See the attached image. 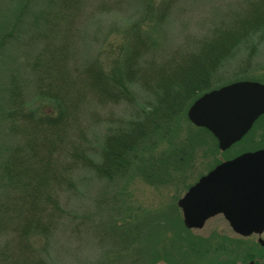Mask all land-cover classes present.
<instances>
[{
	"label": "rangeland",
	"instance_id": "1",
	"mask_svg": "<svg viewBox=\"0 0 264 264\" xmlns=\"http://www.w3.org/2000/svg\"><path fill=\"white\" fill-rule=\"evenodd\" d=\"M136 35L144 38L143 64L127 81ZM223 41L235 47L212 77L174 76L175 65L194 67ZM57 48L69 58L60 74L45 69ZM88 66L130 95L101 103L92 78H79ZM195 76L210 77L209 91L264 84V0H0V264H226L233 256H262L264 264L259 237H239L223 216L202 230L184 227L177 204L200 177L264 149V117L222 153L210 131L193 125L195 100L175 102L172 89ZM160 81L164 90L155 92ZM157 96L177 113L176 137H148L160 141L141 155L143 166L100 177L90 164L102 163L108 137L131 133L151 109L159 113ZM60 116L58 130L47 124ZM52 143L63 153L48 156ZM176 156L188 161L175 169Z\"/></svg>",
	"mask_w": 264,
	"mask_h": 264
},
{
	"label": "water",
	"instance_id": "2",
	"mask_svg": "<svg viewBox=\"0 0 264 264\" xmlns=\"http://www.w3.org/2000/svg\"><path fill=\"white\" fill-rule=\"evenodd\" d=\"M263 115L264 84L253 81L208 92L188 112L194 125L207 128L218 139L222 151L241 141ZM178 206L188 229H202L209 219L223 215L235 233L262 235L264 149L221 163L193 185Z\"/></svg>",
	"mask_w": 264,
	"mask_h": 264
},
{
	"label": "trees",
	"instance_id": "3",
	"mask_svg": "<svg viewBox=\"0 0 264 264\" xmlns=\"http://www.w3.org/2000/svg\"><path fill=\"white\" fill-rule=\"evenodd\" d=\"M74 21L75 20L68 22L70 28H71V22ZM66 33H69V35L71 36V31ZM135 38L137 40L133 44H131L130 55L128 56L125 62L126 72L124 71V73L126 74L124 75V78L127 81L128 80L134 81L133 78L135 74L132 73V71L134 70L133 72H135V70H140V67L143 64V55L145 48L142 47L143 45L142 42L144 41V38H142L141 36H139L138 38V35H136ZM234 47L235 44L233 42L223 41L220 44H215L213 46V48H215L214 50H208L204 54L206 56V59L198 60V62L200 63H197V65H195L194 67H192L193 65H189L190 61L175 65L172 68V71L175 72L174 76H180V75L183 76L187 73L195 72L197 73L196 74L197 77H201L203 73H206L207 75L212 77L214 70L216 71L217 67L220 66L219 61L222 58H224L227 54L232 52ZM55 51L56 53L54 56L51 57L50 59L51 61H47L48 64L46 65L45 69L54 70L56 71V73L59 74L65 70L69 71L68 70L69 68H67L68 67L67 61L69 59L67 56L68 51L66 50L64 51V48H57ZM64 52L65 54H62ZM78 72H79V78H81L83 81H87L89 78H92L91 90L94 93V95L98 97L101 103H105V102L118 103L120 100L126 99V97L130 95L129 93L122 91V89L112 81L111 82L113 84H111L109 82L110 80L109 75L107 73H104V70L102 68L100 69L97 67L88 66L86 68L84 67V69L81 71L78 70ZM196 76L187 79V82L185 84H180L177 89H176L177 86H175L172 89L173 92H176L178 90L177 94L174 93L173 100L175 102L176 100L182 101L183 99L196 100L201 95H203L204 92L205 93L207 91L209 92L208 88L205 87V83L206 81H208V79H210V77L205 82L202 83L203 78H196ZM160 80L163 81L162 77H160ZM161 81L159 83L160 85L155 87L156 89L155 92L164 90V86L162 87ZM181 90H188L187 95H184V91L180 93ZM13 95L15 97L17 96L16 93ZM155 98L159 102V104H161V105L158 104L159 113L154 112L153 109H151L148 112V114L145 116L144 123L143 124L140 123L141 125L139 123H135L131 133H125L123 130L120 132L116 131V133L108 137L105 146L106 149L104 151L102 158V163L100 165H93L92 163L90 164V166L95 169V171L100 177H103L105 179H112L114 177H125L127 173L130 171V169L136 165L137 161L139 162V167H138L139 169L140 166L143 164L140 161L142 159L141 155H143L147 149H150V147L156 148L160 141L158 139L153 141L151 144H148L150 139L148 137H151L153 135L157 136L161 132H166L165 135L168 136V138L176 137L177 126L173 125V121L176 119L175 116L177 115V113L166 109V107L163 105L164 103L162 104L159 101L160 96L159 97L157 96ZM154 109H157V107H154ZM184 112L185 111L183 110L180 111L181 115ZM19 116L21 117V114ZM22 116L24 115L22 114ZM149 117L152 118L154 121H152L151 123L150 122L145 123L146 119ZM62 123H63L62 116L47 121V124L51 125L52 128H54L55 130H58V128L63 125ZM125 134H127L128 136H125ZM116 138H120L121 141L117 142L116 140H114ZM44 141H46L47 143L48 142L51 143V141L49 140H44ZM143 144L144 146L148 144V146L144 148V150L140 151L144 147ZM52 145H54V149H52L51 151L49 147H48L49 150L44 149L46 152L49 151L48 156L52 154L54 155L55 152L63 153L58 150V146H56V143L54 144L52 143ZM172 158L173 159H171L169 163L171 167L173 166L175 169L180 165L179 159H182L181 161L184 160L188 161L187 158H184V156L183 158L177 156ZM83 160L84 158L81 159V161ZM29 212L30 211H28V213ZM28 213H26V215ZM157 262H159V260H156L153 264H156Z\"/></svg>",
	"mask_w": 264,
	"mask_h": 264
},
{
	"label": "flooded vegetation",
	"instance_id": "4",
	"mask_svg": "<svg viewBox=\"0 0 264 264\" xmlns=\"http://www.w3.org/2000/svg\"><path fill=\"white\" fill-rule=\"evenodd\" d=\"M258 244L259 245L261 244V243H259V238H258ZM260 247L262 250H264V244H261ZM230 254L232 255V252H230ZM227 256H228V258L231 257V256L229 257V254H227ZM261 257L262 256H260V258H259V256H254L252 258L251 256H247L245 260L241 259L242 260L241 262H243V263H237V262H239L240 258L238 256H233V258L229 259L226 264H263L262 262H260L262 260Z\"/></svg>",
	"mask_w": 264,
	"mask_h": 264
}]
</instances>
